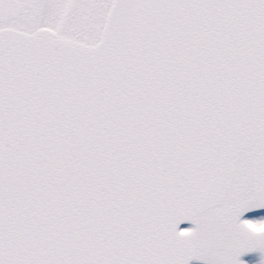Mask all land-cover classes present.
<instances>
[{
	"label": "snow or ice",
	"instance_id": "1",
	"mask_svg": "<svg viewBox=\"0 0 264 264\" xmlns=\"http://www.w3.org/2000/svg\"><path fill=\"white\" fill-rule=\"evenodd\" d=\"M193 259L264 264V0H0V264Z\"/></svg>",
	"mask_w": 264,
	"mask_h": 264
},
{
	"label": "rangeland",
	"instance_id": "2",
	"mask_svg": "<svg viewBox=\"0 0 264 264\" xmlns=\"http://www.w3.org/2000/svg\"><path fill=\"white\" fill-rule=\"evenodd\" d=\"M261 255L262 254L259 251H254V252L246 253L242 258L246 260H250V259L259 260ZM192 264H206V262L194 259Z\"/></svg>",
	"mask_w": 264,
	"mask_h": 264
},
{
	"label": "water",
	"instance_id": "3",
	"mask_svg": "<svg viewBox=\"0 0 264 264\" xmlns=\"http://www.w3.org/2000/svg\"><path fill=\"white\" fill-rule=\"evenodd\" d=\"M187 224H188V222H186L184 225H182V227L185 226V225H187ZM192 261H193V260H192ZM192 261H190V264H192Z\"/></svg>",
	"mask_w": 264,
	"mask_h": 264
}]
</instances>
